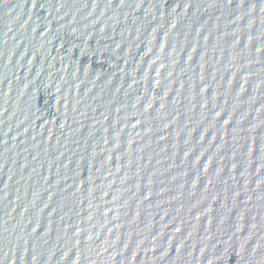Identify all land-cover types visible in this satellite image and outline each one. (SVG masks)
<instances>
[{
	"label": "water",
	"instance_id": "95a60500",
	"mask_svg": "<svg viewBox=\"0 0 264 264\" xmlns=\"http://www.w3.org/2000/svg\"><path fill=\"white\" fill-rule=\"evenodd\" d=\"M0 264H264V0H0Z\"/></svg>",
	"mask_w": 264,
	"mask_h": 264
}]
</instances>
